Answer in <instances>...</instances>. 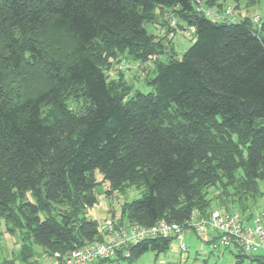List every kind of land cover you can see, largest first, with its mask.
Instances as JSON below:
<instances>
[{
  "label": "trees",
  "instance_id": "16d2710c",
  "mask_svg": "<svg viewBox=\"0 0 264 264\" xmlns=\"http://www.w3.org/2000/svg\"><path fill=\"white\" fill-rule=\"evenodd\" d=\"M226 1L202 0L218 11ZM165 13L195 28L181 58L146 27ZM47 30L68 37L67 56L44 47ZM125 53L142 64L156 57L154 91L130 94L123 74L109 79ZM30 67L46 88L24 96L6 86ZM74 87L85 100L80 111L63 100ZM96 170L112 186H145L120 222L207 216L211 186L225 187L223 209L245 215L264 180V13L257 22L248 14L218 21L196 0H0V218L22 232L23 260L38 254L34 245L51 256L105 239L86 216ZM171 241L148 239L96 264H134ZM235 255V264L250 256Z\"/></svg>",
  "mask_w": 264,
  "mask_h": 264
},
{
  "label": "rangeland",
  "instance_id": "374dc122",
  "mask_svg": "<svg viewBox=\"0 0 264 264\" xmlns=\"http://www.w3.org/2000/svg\"><path fill=\"white\" fill-rule=\"evenodd\" d=\"M255 4H251V0H227L224 4L231 5L234 10V15L237 16L239 13H245L253 17V15L264 13V0H254ZM205 6V5H204ZM207 7V6H206ZM215 8V7H214ZM216 9V8H215ZM158 12H160L158 10ZM166 13L164 15L159 14L155 23H148L146 27L150 33L162 38L163 42L169 47H173L177 53V56L181 58L185 51L195 41L194 33H187L184 28L187 26L185 23L178 20L182 24V27H178L176 36L174 39H169L166 35L160 34V29L163 23L167 19ZM236 18V17H235ZM39 39L44 44V47L49 53L57 56H67L68 49L70 47V40L63 34H58L54 31L47 30L39 35ZM120 60H116L114 66L107 70L109 79L116 78L120 74L122 78L127 80L128 84L131 85L130 94H134L136 91L151 92L154 91L152 85H150L149 79L154 76L153 62L146 61L144 64H139L134 57L125 53ZM162 60L166 59L165 55H161ZM124 60V61H123ZM126 65V69H119L120 63ZM7 87L11 90H17L24 96L33 95L38 90H42L49 85V82L44 78L43 73L37 67H30L27 69L25 76H10L6 78ZM64 102L72 108L74 111H80L83 108L85 102L82 96L80 88H70L63 95ZM46 112L53 113V106H46ZM237 175L234 180H237ZM93 180L95 188L93 194L95 201L86 210V216L90 219H94L98 223V228L105 236V223L109 220H119L122 216V209L126 203L131 202L137 198L142 197L145 191V186L133 185V184H114L112 186L111 181L105 180L103 174L96 170L93 174ZM136 184V183H134ZM115 189H114V188ZM259 187L262 196L256 200V203L247 210L245 215H242L245 219L255 218L258 212L264 208V180L259 182ZM119 188V189H116ZM233 188H231L232 190ZM233 191V190H232ZM225 187L211 186L208 187V198L211 199V205L209 210H223L226 207L223 198H227L225 194ZM222 196V197H221ZM229 197V196H228ZM254 203V202H253ZM229 207H239L236 202L230 204ZM83 206H81L82 209ZM240 208V207H239ZM84 209V207H83ZM251 213L252 215H249ZM5 218H0V264H46L49 261L50 255H42L41 247L34 245V249L38 251V254L28 257L27 260H23L24 256L22 253V232L17 229L16 226H12L8 223ZM205 234L186 233L183 240L172 238L170 247L163 251L157 252L155 250H149L138 259L135 260L134 264H235L236 253L238 249L234 246L221 247L214 249L211 242L206 241ZM181 242H184L187 249L182 250L180 247ZM260 255L264 257V250L259 249L253 252L250 256L244 258L241 264H261L254 256ZM104 264H129L128 259L119 260L112 262L107 260Z\"/></svg>",
  "mask_w": 264,
  "mask_h": 264
},
{
  "label": "built area",
  "instance_id": "2783aa9c",
  "mask_svg": "<svg viewBox=\"0 0 264 264\" xmlns=\"http://www.w3.org/2000/svg\"><path fill=\"white\" fill-rule=\"evenodd\" d=\"M196 2L198 9L211 19L235 20L231 5H226L223 11H218L214 7L204 6L202 0H196ZM252 18L257 22L261 15L256 14ZM178 27V18L169 15L160 29V34L174 39ZM184 30L188 34L195 32L193 26H185ZM154 59L148 62H153ZM123 61L119 69H126ZM209 232L213 234L210 242L214 249L234 246L238 251L250 254L254 249L264 247V208L251 221L242 217L238 211L225 209L211 210L207 216H200L198 211H194L192 217L183 223L162 219L152 226L109 220L105 223L106 238L103 241L91 242L68 253L55 252L46 264H96L102 259L116 258L123 248H125L124 254L128 256L129 247L148 239L161 237L177 238L182 241L186 233L206 234ZM180 247L182 250L187 249L184 242H181Z\"/></svg>",
  "mask_w": 264,
  "mask_h": 264
},
{
  "label": "crops",
  "instance_id": "0c3cea01",
  "mask_svg": "<svg viewBox=\"0 0 264 264\" xmlns=\"http://www.w3.org/2000/svg\"><path fill=\"white\" fill-rule=\"evenodd\" d=\"M242 16H245V13H239L237 16L234 15V17H236V19H237V18L239 19V18L242 17ZM205 235L207 236V237H206V241H207V242H210V239L212 238L213 234H212L211 232H209V233H206ZM259 249L264 250V247L256 248V249H254L250 254H252V253L255 252V251H258ZM250 254H249V255H250ZM258 256H260V255H256V256H254V257L256 258V257H258Z\"/></svg>",
  "mask_w": 264,
  "mask_h": 264
}]
</instances>
